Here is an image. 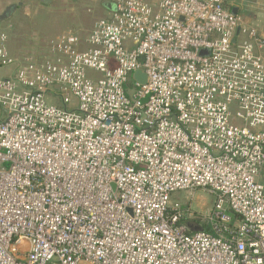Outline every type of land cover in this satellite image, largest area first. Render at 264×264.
<instances>
[{"label":"built area","instance_id":"2783aa9c","mask_svg":"<svg viewBox=\"0 0 264 264\" xmlns=\"http://www.w3.org/2000/svg\"><path fill=\"white\" fill-rule=\"evenodd\" d=\"M102 1L41 51L0 29V264H264V37L242 0ZM195 190L211 209L172 199Z\"/></svg>","mask_w":264,"mask_h":264},{"label":"rangeland","instance_id":"374dc122","mask_svg":"<svg viewBox=\"0 0 264 264\" xmlns=\"http://www.w3.org/2000/svg\"><path fill=\"white\" fill-rule=\"evenodd\" d=\"M102 3L101 0L93 4L91 0H0V29L8 33L9 53L41 51L45 42L67 31L84 39L94 22L105 15ZM259 3L252 4L244 17L248 25L264 35V20L259 27L249 20V13H259L264 9V1ZM10 6H14V10L4 16ZM87 74L92 72L87 71ZM74 104L75 100H72L71 105ZM3 167L8 168L9 164L5 163ZM172 199L181 203L190 201L194 210L205 212L212 208L214 196L207 191L195 190L191 200L184 193L172 194Z\"/></svg>","mask_w":264,"mask_h":264},{"label":"crops","instance_id":"0c3cea01","mask_svg":"<svg viewBox=\"0 0 264 264\" xmlns=\"http://www.w3.org/2000/svg\"><path fill=\"white\" fill-rule=\"evenodd\" d=\"M92 1V4L93 3H95V2H99V0H91ZM102 1V0H101ZM263 1L264 0H255L254 2H253V0H242V2H241V9H240V13L241 12H243V13H241V15H242V17L244 18V20H246L245 19V17H244V14H245V12H246V10L248 9V8H250L251 7V5L252 4H258L259 2H261V3H263ZM257 2V3H256ZM103 4V8H104V10H105V12L108 10L105 6H104V2L102 3ZM260 4V3H259ZM89 12H91V11H89ZM88 12V13H89ZM97 14V16L98 17H100V14L99 13H96ZM106 14V13H105ZM105 16V15H104ZM103 16V17H104ZM249 16H250V18H249V20H250V22L251 23H255L258 27L261 25L260 23L264 20V9L263 10H261V12H259V13H257V12H255V13H249ZM100 18H102V17H100ZM100 18H98V19H100ZM97 19V20H98ZM88 20V19H87ZM87 20H86V22H87ZM247 21V20H246ZM254 24V25H255ZM255 25V26H256ZM257 27V28H258ZM262 36L264 37V35L262 34ZM12 56H19V55H22V54H12V53H10ZM263 56H264V51H263Z\"/></svg>","mask_w":264,"mask_h":264},{"label":"water","instance_id":"95a60500","mask_svg":"<svg viewBox=\"0 0 264 264\" xmlns=\"http://www.w3.org/2000/svg\"><path fill=\"white\" fill-rule=\"evenodd\" d=\"M104 6H105L107 9H111V6H110L109 3H104ZM12 7H13V6H10V7L8 8V10L11 9ZM233 12H236V10H233ZM5 13H6V12H4V16H6ZM203 54H204V52H203ZM132 78H133L135 81L139 82L140 84H144L145 81H146V76H145L141 71H139V70H137V71H135V72L133 73ZM187 228H188L190 231H197V230L200 229L199 227H194V226H192L191 224H187Z\"/></svg>","mask_w":264,"mask_h":264},{"label":"flooded vegetation","instance_id":"af4514ba","mask_svg":"<svg viewBox=\"0 0 264 264\" xmlns=\"http://www.w3.org/2000/svg\"><path fill=\"white\" fill-rule=\"evenodd\" d=\"M12 10H14V6H13L11 9H9V10L7 9V10L5 11V12H6V13H5V14H6V16H8V15H9V13H10Z\"/></svg>","mask_w":264,"mask_h":264}]
</instances>
